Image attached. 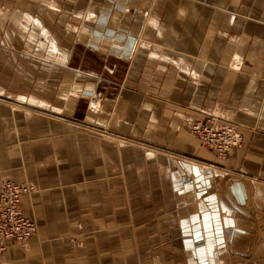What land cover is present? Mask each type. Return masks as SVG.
Returning <instances> with one entry per match:
<instances>
[{
    "label": "crops",
    "instance_id": "obj_1",
    "mask_svg": "<svg viewBox=\"0 0 264 264\" xmlns=\"http://www.w3.org/2000/svg\"><path fill=\"white\" fill-rule=\"evenodd\" d=\"M53 2L58 8L49 5ZM92 5L95 18L87 25L86 0L73 6L70 0H0V99L26 104L22 100L35 95L63 112L34 106L28 119L22 109L0 107V179L29 178L39 186L22 198L37 233L27 248L7 245L0 264L6 259L15 264H264V0H96ZM31 15L55 38L51 27L70 15L82 18L88 36H111L108 58L117 65L103 79L125 85L105 88L121 96H109L95 116L118 128L109 132L129 144L62 119L77 116L75 108L64 115L67 100L82 101L64 98V90L78 88L84 96L97 88L93 80L98 82L103 71L76 69L66 59L56 61L61 72L55 77L45 50L39 69L34 52H21L29 42L30 48L42 49L28 40L31 27L20 22L31 21ZM137 35L138 50L159 45L160 55L180 64L137 49L120 58ZM236 54L241 65L233 68ZM38 79H45L44 91ZM195 107L225 112L238 124L243 144L225 157L200 145L182 119L203 111ZM39 113L57 117L48 120ZM130 125L135 138L118 132Z\"/></svg>",
    "mask_w": 264,
    "mask_h": 264
},
{
    "label": "rangeland",
    "instance_id": "obj_2",
    "mask_svg": "<svg viewBox=\"0 0 264 264\" xmlns=\"http://www.w3.org/2000/svg\"><path fill=\"white\" fill-rule=\"evenodd\" d=\"M77 1L78 0H70V5L73 6L74 3H76ZM95 1L96 0H93V2L91 3V5L89 7V2H91V1L86 0V8H87L86 11L88 10V13L90 12L89 14H90L91 19L85 20L87 22H85L84 24L93 25L92 24L93 21H91V22H89V21L93 20L95 18L94 14H93L95 9L93 8V5H92V4H95ZM44 3L47 4L46 2H44ZM107 5L108 4H106V6ZM64 17L65 18L63 21L59 20L58 24H56V26L59 25V27H51L53 34L56 35L57 38L60 37L59 38L60 42H61L62 46L64 47L65 51L67 52V54L69 55V56L65 55L64 58L60 57L58 59L60 61H58V62L62 63L63 61L68 59L69 66L74 67L76 69L78 68V69L85 70V71H93V70L99 71L101 68V70L103 72L101 75L99 73L98 82H97V80H93L94 82L97 83L96 84L97 88L93 89L91 91H88L86 93V95H84V96L81 94V92L78 90V88H72V89L70 88L69 92H67V93H66V90H64V94H63L64 98L67 99L71 96H77L78 98L81 97L82 101H80V103H77L76 105H74L75 102L71 101L70 99L67 100V104L71 107L67 106L68 109L65 111L64 115H67L69 112L71 113L72 110L75 108V113H77V116L76 115H73L72 117H66V116H62V115H60V116L63 117L62 119H66V121H70L69 123L72 124L74 127H76L79 130H83L87 133L98 135V136H101V137L106 138V139H110V138L115 139V140H117V143L121 144V145H124L127 143L129 144L128 140L123 139L121 137L116 138L114 136L116 134H112L109 132V130H111V129L112 130H118V128H112L111 126L107 125V123H105V121H103V120L101 121L100 119H97L98 118L97 116H95V115H98L101 110H103V109L105 110V105L103 103L105 102L106 99L109 98V96H112V98H114L116 100H118L121 96L120 95L121 93L118 91L107 93L108 89L106 90L105 88H117L119 90V89H123V86L125 85V83L123 84L121 80L114 79V80H111V82H110L109 79L108 80L103 79L104 74H106L108 76L113 75L115 72V67L113 66V64L117 65V63L114 61L113 58H108L112 54L111 49H110L111 40L104 38L105 35H101V34H103V32L98 33V35L101 33L99 35V38L93 37L90 35L88 36L87 33H82V32L79 33L77 29L83 27L82 18L81 19H74V18H72L73 16H71V15L69 17H67V16H64ZM119 17L120 16L118 14L115 15L114 20L117 22ZM116 22H115V24H110V27H116L117 26ZM95 24H96L95 27H98V26L101 27L99 24H97V23H95ZM158 28L159 27H154L156 34L158 33ZM91 32H93L92 33L93 35H97L95 30H92ZM24 34H26V33H24ZM106 36H108V35H106ZM236 39L237 38H235V37L231 38V40H233V41L234 40L236 41ZM134 40L135 41L132 45L133 48H131V51H128V52L125 51V53L123 52V55L119 56L120 58L126 57L127 54L129 56H131L132 52H133V54H135L138 51L145 52V53H147L148 56L150 55L152 57H159L157 54L156 55L152 54V50H153V52L159 53V50H160L159 45L156 46L153 44L152 47L149 48L148 47L149 44H145L148 47L147 50L142 48L143 46L141 47V49L138 50V48H136V45L139 43V40H140L139 36L137 35L136 37H134ZM105 42H106V44L109 45V48L107 47L106 44H104L102 49H98V48H100L101 43L103 44ZM97 43H98V45H95ZM35 47L30 48V42H29V44L27 43V47H25V46L22 47L21 52L23 53V55L27 51L34 52L36 54V57H34V59L35 58L37 59L38 67L40 69V68H42L41 67L42 66L41 61H45L44 59L46 58V54H45L44 50L39 49V48L36 49ZM136 49L138 51H136ZM134 51H136V52L134 53ZM99 55H101L102 57L99 58ZM56 64H59V63L56 62ZM123 65H121V66H123ZM240 65H241L240 57L236 54V62L232 63V67L238 68V67H240ZM60 72H61V67L54 65L55 77H56V74L57 73L59 74ZM199 76L194 77L192 75V77L194 79H198ZM44 82H45V79H38V83H39V85H42L43 91L45 89V83ZM70 82H73V81L70 80ZM53 84H54V89L56 90L57 89V82L55 81ZM58 92H60V90ZM110 94H112V95H110ZM4 99H0V107H4L5 105H7L10 109L11 108L22 109V111L25 113V115L27 116L28 119H31V117H33V114L36 113V112L32 111V109H33L32 106L28 107L27 103L26 104L14 103L13 97L12 98L5 97ZM10 99H11V101H10ZM23 101L25 102V100H23ZM195 108L200 109L199 107H195ZM200 110H203V111H201L197 117L191 116V115H187V116L183 115V117H182L184 123L187 125V127L191 133H192V131H191V128L189 127L188 121L202 117L206 113H212V114L218 116V121L220 123L230 124V125L234 124L239 130L238 124L235 121L230 120L229 116L225 112H222L221 110H204V109H200ZM85 111H87V112H85ZM53 112L55 115L56 114L58 115V113L56 111H53ZM103 114H104V112H103ZM37 115H43L48 120H53L57 117V116L56 117L50 116L51 114L49 116H47L46 114L44 115L42 113H39ZM133 131L136 132L133 125L132 126L130 125L129 129H124L123 131H118V132L126 134V135L128 134V136L135 138L137 136V134H134ZM239 132H240L241 140H242L241 143L239 145L237 144V145L231 146L229 148V150L223 156H219L216 153V151H214L213 149L202 145L200 140L198 139V137H196L194 133H192V134L197 139V141L200 143V145L206 147L207 149L214 151L219 157H225L227 155V153L230 151V149L243 144V134L241 133L240 130H239ZM120 133H117V134H120ZM154 153H155V150H153V149L148 150L149 155H154ZM3 180L4 181H6V180L14 181L8 175L2 176L0 181H3ZM20 182L29 187L27 189V191L21 195V199H20L22 208L24 210V207L22 204L23 196H25V195L29 196V195L36 193L39 190V186L35 181L30 180L29 178H26ZM24 212H25V210H24ZM25 214H26V212H25ZM30 218L35 221L36 226H37V230H38L37 221L32 217H30ZM36 233H37V231L34 234H36ZM29 240L30 239H28L24 243L20 242L18 244H20L22 247L27 248L29 246V242H30ZM4 249H0V254L4 252V251H2ZM2 262H3V264H15V263L7 260V259L2 261ZM153 264H164V263L163 262H157V263H153Z\"/></svg>",
    "mask_w": 264,
    "mask_h": 264
},
{
    "label": "built area",
    "instance_id": "obj_3",
    "mask_svg": "<svg viewBox=\"0 0 264 264\" xmlns=\"http://www.w3.org/2000/svg\"><path fill=\"white\" fill-rule=\"evenodd\" d=\"M188 123L201 144L213 149L219 156H223L229 147L239 145L242 141L234 124H220L215 116L207 113ZM28 188L27 185L15 181H1L0 247L4 241L20 243L36 230L35 223L24 215L20 202V196Z\"/></svg>",
    "mask_w": 264,
    "mask_h": 264
},
{
    "label": "bare ground",
    "instance_id": "obj_4",
    "mask_svg": "<svg viewBox=\"0 0 264 264\" xmlns=\"http://www.w3.org/2000/svg\"><path fill=\"white\" fill-rule=\"evenodd\" d=\"M50 6H52V8H54V9H56V8H58V6H57V4L56 3H50L49 4ZM29 15V14H28ZM27 15V16H28ZM29 17H30V15H29ZM24 20H22V21H20V22H23V24L24 23H26L27 24V27L29 26V27H31V32H29L28 34H27V36H28V38H29V36H30V38L32 39V41H34L35 43H37V45H39L38 47H42V49L43 50H45V52H48V59H50L51 58V60H52V63L54 64V65H56V61H58V59L61 57V58H64L65 57V54H64V50H63V48L62 47H60V45H59V43H58V41H57V38H55L54 36H50V31H49V29L46 27V25H44V23L37 17V16H34V15H31V21L30 20H28L26 17H24L23 18ZM29 22V23H28ZM22 29V28H21ZM23 30V29H22ZM78 30V32L79 33H86L87 31H88V28H86V27H81V28H78L77 29ZM26 31V30H25ZM77 32V31H76ZM88 33V32H87ZM34 35H37V39H35L34 38ZM42 35L45 37V39H47V41L46 40H43V38H42ZM29 38V39H30ZM104 38H106V39H110L111 40V36H104ZM28 39V40H29ZM30 39V40H31ZM116 43H118L120 46H123L122 44H121V41H118V40H116ZM115 43V44H116ZM118 44H116V46H119ZM119 46V47H120ZM145 47V48H144ZM143 48L144 49H147L146 47L147 46H144ZM125 51H126V49L124 50V53H125ZM151 53V52H150ZM152 54H154V55H158V56H161V57H163L164 59H168V60H170V61H172V62H174L176 65H179L180 64V61H179V59H173V58H171V57H169L168 55H159V53H156V52H153V50H152ZM45 60V59H44ZM68 61V60H67ZM65 62H66V60H65ZM67 63V62H66ZM57 65H59V64H57ZM61 66H64V67H66V66H68V65H66V64H64V65H61ZM192 75L194 76V77H198L199 76V74L198 73H195V72H193L192 73ZM23 100H25V102L27 103V105L28 106H32V107H40V108H42V109H48V110H53V111H56V112H58V113H60V112H62V109L61 108H58L57 106H55V105H52V104H50L48 101H45V100H43V99H41V98H39V97H37V96H35V95H29V97H26L25 99H23ZM22 100V101H23ZM23 103V102H22ZM207 114H209V115H213V116H215L216 118H217V121H218V116H216V115H214V114H212V113H207ZM218 123H220L219 121H218ZM220 124H224V123H220ZM237 130H238V128H237ZM191 131H192V129H191ZM238 133H239V135H240V132H239V130L237 131ZM193 133V132H192ZM196 136V135H195ZM241 136V135H240ZM233 146V145H232ZM230 148V147H229ZM15 183H20V184H23V183H21V182H17V181H15ZM0 184H1V181H0ZM20 199H21V196H20ZM21 202V201H20ZM21 207H22V205H21ZM22 211H23V213H24V215L27 217V218H29V219H31L30 217H28L26 214H25V212H24V210H23V208H22ZM34 223H35V221L33 220V219H31ZM35 225H36V223H35ZM37 231V226H36V230H35V232ZM34 232V233H35ZM33 233V234H34ZM32 234V235H33ZM31 235V236H32ZM30 236V237H31ZM30 237H28L26 240H24V241H21L22 243H24V242H26ZM14 243V242H13ZM6 245H10V241H4L3 243H2V246L0 247V249H4L5 247H6ZM2 251H4V250H2Z\"/></svg>",
    "mask_w": 264,
    "mask_h": 264
}]
</instances>
